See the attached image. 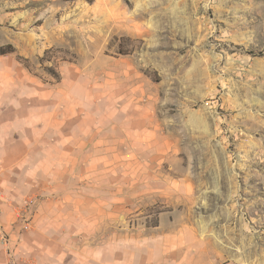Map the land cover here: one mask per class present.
Returning <instances> with one entry per match:
<instances>
[{
	"label": "rangeland",
	"instance_id": "374dc122",
	"mask_svg": "<svg viewBox=\"0 0 264 264\" xmlns=\"http://www.w3.org/2000/svg\"><path fill=\"white\" fill-rule=\"evenodd\" d=\"M8 45L0 58L46 83L64 65L89 78L82 88L120 80L170 135L172 195L114 201L115 225L169 211L209 258L264 264V0H0Z\"/></svg>",
	"mask_w": 264,
	"mask_h": 264
},
{
	"label": "crops",
	"instance_id": "0c3cea01",
	"mask_svg": "<svg viewBox=\"0 0 264 264\" xmlns=\"http://www.w3.org/2000/svg\"><path fill=\"white\" fill-rule=\"evenodd\" d=\"M61 73L46 83L0 58V264H221L169 211L148 228L113 223L114 201L172 195L173 143L120 80L82 88L75 65Z\"/></svg>",
	"mask_w": 264,
	"mask_h": 264
},
{
	"label": "trees",
	"instance_id": "16d2710c",
	"mask_svg": "<svg viewBox=\"0 0 264 264\" xmlns=\"http://www.w3.org/2000/svg\"><path fill=\"white\" fill-rule=\"evenodd\" d=\"M12 51H14V50H13L11 45H8V46L0 48V54H4V53H7V52H12ZM55 75H57V74H55ZM56 77H58V76H56Z\"/></svg>",
	"mask_w": 264,
	"mask_h": 264
},
{
	"label": "built area",
	"instance_id": "2783aa9c",
	"mask_svg": "<svg viewBox=\"0 0 264 264\" xmlns=\"http://www.w3.org/2000/svg\"><path fill=\"white\" fill-rule=\"evenodd\" d=\"M23 219L26 221L25 217H23ZM27 228H28V226H27V221H26L24 224V229H27ZM2 238H4V237H2ZM0 241H2V239H0Z\"/></svg>",
	"mask_w": 264,
	"mask_h": 264
}]
</instances>
